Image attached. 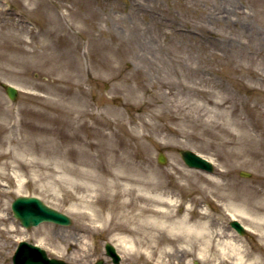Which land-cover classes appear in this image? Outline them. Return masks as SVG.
<instances>
[{
	"label": "rangeland",
	"instance_id": "1",
	"mask_svg": "<svg viewBox=\"0 0 264 264\" xmlns=\"http://www.w3.org/2000/svg\"><path fill=\"white\" fill-rule=\"evenodd\" d=\"M2 82L18 88L14 100ZM71 104L108 110L142 132L143 166L190 179L191 196L197 184L218 179L222 185L208 189L214 197L237 195L233 209L264 198V0H0V264H14L22 238L73 264L161 262L130 251L113 230L89 225L73 197L62 196L61 187H71ZM142 119L150 125H139ZM185 148L213 161L214 172L187 166L179 153ZM22 156L46 165L15 169ZM81 158L88 165H78L90 169L97 162L88 153ZM22 194L39 196L71 223L25 228L11 208ZM214 212L217 226L233 227L230 216ZM236 218L247 227L236 237L264 259L258 221ZM105 242L116 246L119 262ZM164 262L206 264L194 253Z\"/></svg>",
	"mask_w": 264,
	"mask_h": 264
},
{
	"label": "bare ground",
	"instance_id": "2",
	"mask_svg": "<svg viewBox=\"0 0 264 264\" xmlns=\"http://www.w3.org/2000/svg\"><path fill=\"white\" fill-rule=\"evenodd\" d=\"M69 107L75 130L71 133L74 144L67 148L71 187L64 190L62 186L64 192L61 191L63 197L67 194L73 197V208L85 210L89 225L113 230L115 238L130 251L142 253L149 260L156 257L161 261L155 264H168L164 260L179 253H194L206 264H264L261 255H256L236 237L234 228L228 230L217 226V217L213 215L217 211L231 219L241 214L257 220L258 237L264 244V198L247 204L244 201L245 206L233 209L232 204L240 202L237 195L230 192L214 197L209 191L210 186L222 185L218 179L197 184L194 190L198 194L191 196L186 193L191 192L189 187L193 182L190 179L176 178L169 170L159 175L154 169L143 166V153L138 143L142 132L129 127L122 118L112 119L108 110L96 111L93 106L92 109H75L76 104ZM87 116L90 119L87 120ZM139 125H150V122L142 119ZM77 128L86 129V133L82 135ZM114 135H119V142L105 144ZM79 142H83L87 150L79 148ZM92 148L96 151L92 152ZM83 153L97 160L93 169L85 167L88 163L81 158ZM34 162L46 165L39 159L28 160L22 156L15 169H28ZM79 163L85 166H79ZM6 164L9 166L8 162ZM76 173L84 178L80 180ZM3 176L11 178L9 171H4ZM34 181L41 180L35 178ZM175 187L186 195L175 191Z\"/></svg>",
	"mask_w": 264,
	"mask_h": 264
},
{
	"label": "water",
	"instance_id": "3",
	"mask_svg": "<svg viewBox=\"0 0 264 264\" xmlns=\"http://www.w3.org/2000/svg\"><path fill=\"white\" fill-rule=\"evenodd\" d=\"M11 98L17 95V88L11 84H3ZM180 153L189 166L201 167L208 171H213V164L206 158L200 156L190 149H180ZM160 162H165V155L160 152L158 157ZM241 174L249 175V172L242 171ZM12 207L15 216L20 218L25 226L37 225L44 220H51L61 224H69L71 219L65 212H60L57 209L47 205L37 196L21 195L14 199ZM232 224L239 232H244V226L237 220H233ZM107 252L113 256L115 261L119 260L115 246L111 243H106ZM15 264H71L63 259L49 257L44 248L36 243L21 241L17 251L13 256ZM95 264H103V260L97 261Z\"/></svg>",
	"mask_w": 264,
	"mask_h": 264
}]
</instances>
